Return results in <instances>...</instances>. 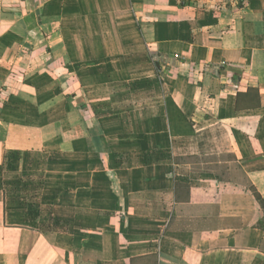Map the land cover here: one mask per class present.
I'll return each instance as SVG.
<instances>
[{
	"label": "crops",
	"instance_id": "obj_1",
	"mask_svg": "<svg viewBox=\"0 0 264 264\" xmlns=\"http://www.w3.org/2000/svg\"><path fill=\"white\" fill-rule=\"evenodd\" d=\"M0 264H264V0H0Z\"/></svg>",
	"mask_w": 264,
	"mask_h": 264
}]
</instances>
